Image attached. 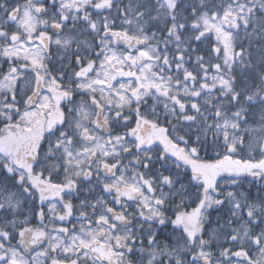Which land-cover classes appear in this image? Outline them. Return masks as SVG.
I'll list each match as a JSON object with an SVG mask.
<instances>
[{
  "label": "snow or ice",
  "instance_id": "snow-or-ice-1",
  "mask_svg": "<svg viewBox=\"0 0 264 264\" xmlns=\"http://www.w3.org/2000/svg\"><path fill=\"white\" fill-rule=\"evenodd\" d=\"M0 264H264V0H0Z\"/></svg>",
  "mask_w": 264,
  "mask_h": 264
}]
</instances>
